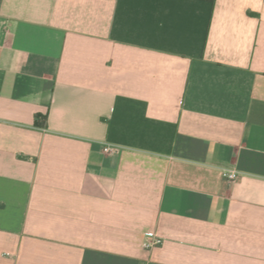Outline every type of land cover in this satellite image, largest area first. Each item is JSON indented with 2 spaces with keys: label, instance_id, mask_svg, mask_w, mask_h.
<instances>
[{
  "label": "crops",
  "instance_id": "obj_1",
  "mask_svg": "<svg viewBox=\"0 0 264 264\" xmlns=\"http://www.w3.org/2000/svg\"><path fill=\"white\" fill-rule=\"evenodd\" d=\"M0 264H264V0H0Z\"/></svg>",
  "mask_w": 264,
  "mask_h": 264
},
{
  "label": "built area",
  "instance_id": "obj_2",
  "mask_svg": "<svg viewBox=\"0 0 264 264\" xmlns=\"http://www.w3.org/2000/svg\"><path fill=\"white\" fill-rule=\"evenodd\" d=\"M103 150L109 151V150H111V148L108 145H106L103 147ZM225 176H226L227 180L233 181V180L238 178V172L235 169L231 168V169L227 170V172L225 173ZM149 236L151 238L145 240L142 243L143 247H145V248H151V247L158 245L162 242L160 237H158L152 233H149Z\"/></svg>",
  "mask_w": 264,
  "mask_h": 264
},
{
  "label": "trees",
  "instance_id": "obj_3",
  "mask_svg": "<svg viewBox=\"0 0 264 264\" xmlns=\"http://www.w3.org/2000/svg\"><path fill=\"white\" fill-rule=\"evenodd\" d=\"M46 121V116H35V124L38 126H42Z\"/></svg>",
  "mask_w": 264,
  "mask_h": 264
}]
</instances>
